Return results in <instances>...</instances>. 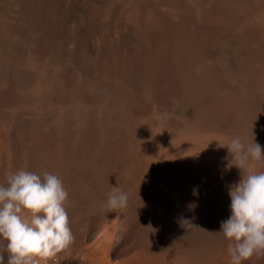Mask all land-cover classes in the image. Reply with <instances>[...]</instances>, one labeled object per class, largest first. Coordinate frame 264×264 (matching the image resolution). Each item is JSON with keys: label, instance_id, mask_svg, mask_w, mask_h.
Listing matches in <instances>:
<instances>
[{"label": "bare ground", "instance_id": "6f19581e", "mask_svg": "<svg viewBox=\"0 0 264 264\" xmlns=\"http://www.w3.org/2000/svg\"><path fill=\"white\" fill-rule=\"evenodd\" d=\"M235 135L264 151V0H0V184L69 193L75 240L40 264H229Z\"/></svg>", "mask_w": 264, "mask_h": 264}, {"label": "clouds", "instance_id": "9594fccd", "mask_svg": "<svg viewBox=\"0 0 264 264\" xmlns=\"http://www.w3.org/2000/svg\"><path fill=\"white\" fill-rule=\"evenodd\" d=\"M219 146L228 149L227 170L235 166L242 173L230 188L231 216L221 221L220 233L229 241V264H243L264 257V171H256L257 165L264 166V151L255 138L248 142L242 135ZM5 181L0 184V240L7 243L0 246V264L5 251L10 254L8 264H40L68 249L75 236L66 209L69 193L61 178L48 171L19 169L7 174ZM128 199L119 186H112L102 211H120ZM180 223L187 230L198 227L187 219Z\"/></svg>", "mask_w": 264, "mask_h": 264}]
</instances>
